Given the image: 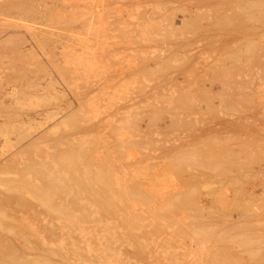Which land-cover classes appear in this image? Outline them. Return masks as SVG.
<instances>
[{
  "label": "rangeland",
  "instance_id": "obj_1",
  "mask_svg": "<svg viewBox=\"0 0 264 264\" xmlns=\"http://www.w3.org/2000/svg\"><path fill=\"white\" fill-rule=\"evenodd\" d=\"M262 2L0 0V76L5 80L0 102L7 106L10 92L19 90L23 101L15 110L22 112L10 130L29 135L26 142L16 131L0 135V162L40 133L55 138L62 135L61 128L63 134L67 129L68 143L61 147L94 143L91 164L101 166L90 169L104 171L118 185L109 186L111 200L129 203L144 220V230L151 223L160 228L156 239H147L149 244L154 239L152 248L169 240L175 246L188 244V235L197 228L208 254L205 264H264ZM186 20L197 23L182 26ZM9 39L11 45L5 41ZM12 41L19 42L18 48ZM69 114L84 116L78 128L71 127L73 132L60 122ZM2 119L0 115V124ZM137 189L148 204L138 200ZM1 192L8 193L0 186ZM13 203L0 205V210L8 220L5 227L14 225L12 218L21 221L14 225L18 231L3 228L0 233L19 247V228L24 234L30 225H60L34 200L24 208ZM107 221L112 229L101 238L112 246L132 247L134 233L141 234L140 223L130 227L119 216ZM92 223L96 221L87 226ZM93 238L97 245L99 236ZM32 246L33 253L44 249L41 243ZM224 251L230 257L224 258Z\"/></svg>",
  "mask_w": 264,
  "mask_h": 264
},
{
  "label": "bare ground",
  "instance_id": "obj_2",
  "mask_svg": "<svg viewBox=\"0 0 264 264\" xmlns=\"http://www.w3.org/2000/svg\"><path fill=\"white\" fill-rule=\"evenodd\" d=\"M247 4L250 6V8L253 6L252 4L251 5L249 3ZM262 4H264V2H262ZM197 20L198 19H196V21ZM171 23H173V20ZM196 23L190 20L188 21L186 20V21H182V24H183L182 26H184L185 24H196ZM173 24H175V22ZM10 40L12 39L5 40V41L8 42ZM8 43L10 44L11 42H8ZM13 43L14 41H12V44ZM18 43L13 44V46L15 47L16 45L17 47V45H19ZM6 44H4L3 46L8 45ZM8 47L10 46L8 45ZM3 81H2V76H0V88L3 87L1 86ZM18 91L13 89L10 92V98H8L10 100L7 99V102H9L7 106L3 104L4 101L0 102V115L4 117V120L2 119L3 123L0 124V135H4L7 137V135L9 134V130L12 129L11 124L19 120L17 117H19L18 112L21 110H19L20 109L19 108L17 111L15 110V108L22 103L21 102L22 99L19 98L21 95H18L19 97L17 96V94H20L18 93ZM2 92H5V91H2ZM4 94L5 93H2V95ZM74 113L72 112L70 114H74ZM70 114L68 118H66V120L64 119L66 117L65 116L62 118L63 121L62 119L61 121L60 120L58 121L62 123H64L65 121L66 126H70L69 130L71 129V127L78 128V125H80L78 123V120L81 118V122H83L84 116L82 117L80 115L79 119H77L76 117H78L77 116L78 114L76 115V117ZM55 124L56 126L60 125L59 122L58 124L57 122ZM55 124H53V126ZM19 127L21 128L23 127V125ZM13 128H16V127H13ZM20 128H18V130H20ZM58 128H61V127H58ZM43 130L42 132H45ZM72 130L74 131L75 129H71L70 131ZM11 131L12 130H10V132ZM15 131L16 129H14V132ZM17 132H19L18 135L20 136L21 140L24 139L23 141L26 142V138L28 139V136H29V135L27 136L28 133L27 134L25 133L26 130L16 131L15 133ZM32 132H30V135L33 136ZM60 132H62L61 133L62 135L58 133L60 136L55 137V138H53L54 136L52 137V134H49L50 136L46 134L47 132L43 134L40 133L41 136H39L40 134L38 136L35 135V137L37 136L36 139L33 138L32 141L30 140L27 144L19 147L18 150H14L16 152L13 151L14 154L9 159L4 160L3 162H0V186L4 188V191L8 192L6 195L1 192L3 195H5V198H3L4 196L2 198L0 197V205L3 204L1 208H4L5 205H8V203H11V202H15L13 204L20 203L17 206L22 204L21 208H24L23 207L24 205H28L30 201L34 200L38 203V206L42 208V211L44 213L50 216H53L55 219L59 220L60 222L59 226L53 224V222L51 224V222H49L48 220H46L48 221L47 224H44L40 227L39 226L35 227L32 225L26 227V225L24 224L26 227L25 229L26 231L24 230L25 227L22 225L24 227L23 232L24 231L25 232L23 234L22 229H21L22 227L19 228L22 234L21 237L23 238L22 242L19 240L22 243V245H20L21 247H19L14 242H12L10 238L6 236H1V233H0V264H205V262H207L206 260L208 258L207 257L208 254L206 252L205 246L202 241L203 235H202V232H200V230H197V228H195V230L193 228V230H191V232L192 231L193 232L188 235V239H189L188 244L181 245V246L177 244L178 246H175L173 245L175 244L174 241L172 240L173 242L171 243V240H169L168 245L166 246L152 248L150 244L153 243L154 239L157 238L156 236L158 235V232L156 230L160 228L156 229V226H154L153 223H151L152 227L149 228L148 230H144V226H145L143 225L144 220L138 214L133 212L132 211L133 209L132 210L130 209L129 203H128L129 205L128 206L124 200H121L120 201L121 203L111 200V196L107 192L110 191L109 186H113L112 184H114L115 182L114 183H112L111 181L109 182L110 176L106 175L105 173H102L104 172L100 170L102 169V167L99 169L100 171H97L96 173L93 171L94 174L92 173L90 169V165H92L91 164L92 155L94 154V153L92 154V152H94L93 150H96V147H95L96 145L94 146V143H93L92 145L88 144L86 146L84 145L83 142L69 143L68 145L65 143V146L67 147L62 148L61 147L62 144L64 145V142L67 141L68 137L66 136V134H68L69 131L66 129V133H64L65 134L64 135L63 132L65 131H63L61 128ZM20 138L18 140V143L21 141ZM74 139L76 140V138ZM71 140L72 139H70L69 141ZM91 142L92 141H90V143ZM90 146L92 147L90 148ZM95 166L97 168L98 165L96 164L94 165V167ZM81 168H84V170L82 171ZM108 169L106 170V172L109 171ZM9 174H16V176L15 177L5 176ZM111 178L113 179V176ZM115 179H113L112 181H115ZM116 182H118L117 179H116ZM114 185L116 186V184ZM116 187H118V185ZM121 190L119 189V191L121 192L124 191L123 187ZM112 191H113L112 194H116L118 196L117 193H114V190ZM119 191L117 189L118 193H120ZM139 192H140L139 190H138V193L135 192L137 197L139 198L138 200H140L141 203L143 204H148L149 199L147 200L146 198H144L145 196L141 194L142 192L140 193ZM122 194L124 195L126 193H122ZM132 194H134V192ZM108 195L110 198L108 197ZM90 196H92L93 198L95 197L96 199L91 200ZM134 196L133 198L135 199L136 197ZM127 197L129 198V196ZM130 201L132 202L133 200H130ZM140 201H138V203H140ZM177 201H178L177 204H179V200ZM183 202L188 203L186 201H183ZM171 203H172V200H171ZM134 204H137V203H134ZM134 204L132 205L135 206ZM172 204L176 205L174 202ZM181 205L183 204L181 203ZM120 206L123 207L124 209H121ZM176 206H179V205H176ZM25 207H28V206H25ZM30 209H31V206H30ZM23 211L25 212V210ZM1 212L2 211L0 210V232L4 230L3 228H5V230L6 228H9L8 230L10 231L15 230L14 225L17 223L20 224L21 221L18 220L20 222H17V220L15 219L16 217L12 218L11 220L13 221L14 219L16 223L14 221V225H13V222H8V224L11 227H5L6 226L5 223L7 224L8 220L6 222L4 221L5 220L4 217L6 218V216L4 215L5 213H3L4 212L3 211L1 214ZM42 213H39V214H42ZM39 214H38V217H39ZM117 216H119L120 220H122L124 224L126 223V225L130 227H133L132 224L136 225L135 223H140V225H138L139 226L138 230L140 231L141 234L136 233L135 235L134 233V236H133L132 233L128 231L130 230V227L128 230L126 228V231L129 232L133 236L132 237V240H133L132 247H130L131 245L128 248H125L124 246L115 247V246H112V244L110 245V243L108 242L107 243L103 242L104 240L101 238L102 233L107 234L111 231L110 229H112L110 227L111 225L110 226L107 225L109 221L105 222V220H109V218H116ZM53 217H51L52 220H54ZM93 220L96 221L95 225H93L92 223V226L88 227L87 225H90V223L93 222ZM111 222L113 221L111 220ZM115 222L117 223L118 221H115ZM115 222H114V225L116 224ZM30 223L31 222H29L28 224ZM15 226L18 227L19 225H15ZM125 226H123L124 229H125ZM117 227H118V223H117ZM15 231H18V230H15ZM112 231H115V230L113 229ZM75 232L80 235L79 237H81V240H78L79 237L76 238L77 236H74V234H72ZM116 232L117 234H119L117 230ZM120 232L122 233V230ZM135 232H138V231L135 230ZM183 232L184 231H182V234L184 236L186 233L184 234ZM129 233H127L126 235L127 237H129V240H130L131 235L128 236ZM16 234L13 235L14 238L19 239L17 238L18 235ZM18 234L20 233L18 232ZM96 235L99 236V241H97L98 242L97 245L93 241L94 239L93 237ZM122 235L124 234L122 233ZM104 236L107 239L110 237L106 235ZM111 236L113 238V235ZM183 236L181 235V237ZM207 236L208 235H206L205 238ZM151 237L153 238L155 237V238L149 244L147 239L148 238L150 239ZM116 238H115V241H117ZM34 240L35 242H33ZM94 240H98V238ZM158 240L160 239L158 238ZM167 240L165 239L162 242H165V241L167 242ZM182 240L183 238L180 241L181 244L184 243L182 242ZM124 241H126L125 238H124ZM127 241H126V244L128 243ZM135 241L136 243H134ZM120 242H123V241H120ZM32 243H39V244L41 243L44 249L42 251H37L33 253L30 251V250H33L34 248L32 246ZM128 244L126 246H128ZM148 244L150 247L148 246ZM153 245L154 244H152V246ZM54 247H58V249H53ZM228 252L229 251H227V253ZM227 253L225 252L223 254H227ZM218 256H219V253H218ZM226 256H228V254L224 255V258Z\"/></svg>",
  "mask_w": 264,
  "mask_h": 264
}]
</instances>
